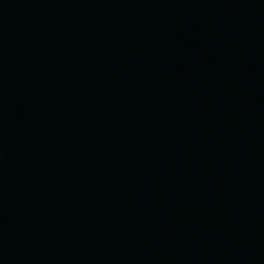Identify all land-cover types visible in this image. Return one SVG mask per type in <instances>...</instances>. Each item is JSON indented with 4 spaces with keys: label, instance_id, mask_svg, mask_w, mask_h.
I'll return each instance as SVG.
<instances>
[{
    "label": "water",
    "instance_id": "1",
    "mask_svg": "<svg viewBox=\"0 0 264 264\" xmlns=\"http://www.w3.org/2000/svg\"><path fill=\"white\" fill-rule=\"evenodd\" d=\"M0 264H264V0H0Z\"/></svg>",
    "mask_w": 264,
    "mask_h": 264
}]
</instances>
